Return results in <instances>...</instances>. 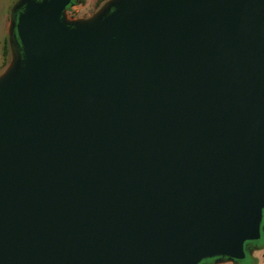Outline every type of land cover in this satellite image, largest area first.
Returning <instances> with one entry per match:
<instances>
[{"label":"water","instance_id":"95a60500","mask_svg":"<svg viewBox=\"0 0 264 264\" xmlns=\"http://www.w3.org/2000/svg\"><path fill=\"white\" fill-rule=\"evenodd\" d=\"M74 1L13 8L0 264L244 261L264 234V0L71 20Z\"/></svg>","mask_w":264,"mask_h":264},{"label":"crops","instance_id":"0c3cea01","mask_svg":"<svg viewBox=\"0 0 264 264\" xmlns=\"http://www.w3.org/2000/svg\"><path fill=\"white\" fill-rule=\"evenodd\" d=\"M18 0H0V73L8 66L11 59L9 33L12 19L16 13L13 8ZM8 49L9 54H5ZM237 264V263H236ZM244 264H264V248L255 249L251 253V260Z\"/></svg>","mask_w":264,"mask_h":264},{"label":"rangeland","instance_id":"374dc122","mask_svg":"<svg viewBox=\"0 0 264 264\" xmlns=\"http://www.w3.org/2000/svg\"><path fill=\"white\" fill-rule=\"evenodd\" d=\"M81 0H78V2ZM84 2L82 4L76 3L73 7H71L67 14L68 18L73 19H85L88 17H91L93 14H95L108 0H104L101 2V0H83ZM264 238V234H263ZM250 261V255L247 254V258L244 260V262Z\"/></svg>","mask_w":264,"mask_h":264},{"label":"trees","instance_id":"16d2710c","mask_svg":"<svg viewBox=\"0 0 264 264\" xmlns=\"http://www.w3.org/2000/svg\"><path fill=\"white\" fill-rule=\"evenodd\" d=\"M103 1H104V0H101V2H103ZM83 2H84L83 0H81V1H79V2H78V1H74L75 4H76V3L82 4ZM69 9H70V7H69ZM15 16H16V15H15ZM15 34H16V32H14V35H13V37H12L13 47H14V49H15L17 52H20V49H19V47H18V38L15 37ZM5 54H6V55L9 54L8 49L5 50ZM263 226H264V223H263ZM247 245H255V246L258 247V249H262V248H264V238H263V236H262V239H261L260 241H257V242H249V243H247ZM250 260H251V256H250ZM244 263H246V262H244V261L237 262V264H244Z\"/></svg>","mask_w":264,"mask_h":264},{"label":"flooded vegetation","instance_id":"af4514ba","mask_svg":"<svg viewBox=\"0 0 264 264\" xmlns=\"http://www.w3.org/2000/svg\"><path fill=\"white\" fill-rule=\"evenodd\" d=\"M258 249L257 246L255 245H247V253L251 256V253L255 250ZM216 259H211V260H205L201 264H214Z\"/></svg>","mask_w":264,"mask_h":264}]
</instances>
